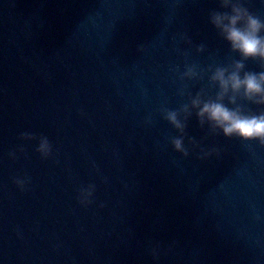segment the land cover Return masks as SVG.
Wrapping results in <instances>:
<instances>
[{"label":"water","instance_id":"1","mask_svg":"<svg viewBox=\"0 0 264 264\" xmlns=\"http://www.w3.org/2000/svg\"><path fill=\"white\" fill-rule=\"evenodd\" d=\"M241 3L264 20V0ZM224 11L221 0H78L77 264H264V145L224 136L191 108L215 96L210 69L241 59L211 23Z\"/></svg>","mask_w":264,"mask_h":264},{"label":"clouds","instance_id":"2","mask_svg":"<svg viewBox=\"0 0 264 264\" xmlns=\"http://www.w3.org/2000/svg\"><path fill=\"white\" fill-rule=\"evenodd\" d=\"M221 7L230 11L213 13L211 23L230 45L231 51L238 53L241 59L228 66L210 69V80L217 87L215 96L197 94L191 100V108L197 110L201 124L207 122L224 136L258 141L264 145V111L251 112L242 104L248 102L264 106V70H245V61L249 60L258 62L264 68V20L253 14L241 0H221ZM186 75L193 76L195 73L190 70ZM167 118L176 128L183 129L184 125L175 112H170ZM22 139L31 140L34 137L24 133ZM173 144L177 151L187 155L181 139H175ZM36 151L44 159L52 156L53 148L46 136L40 137ZM9 156L14 159L15 153H9ZM15 183L21 190L25 189V179L17 178ZM94 191V185L81 190L78 199L82 206L87 207L93 202Z\"/></svg>","mask_w":264,"mask_h":264}]
</instances>
